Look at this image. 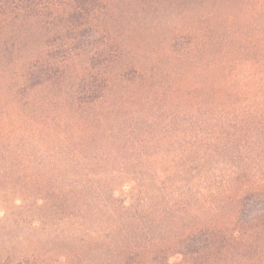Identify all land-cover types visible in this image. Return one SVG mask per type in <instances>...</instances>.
Segmentation results:
<instances>
[{
    "label": "trees",
    "instance_id": "trees-1",
    "mask_svg": "<svg viewBox=\"0 0 264 264\" xmlns=\"http://www.w3.org/2000/svg\"><path fill=\"white\" fill-rule=\"evenodd\" d=\"M154 15L179 61L209 42L206 86L187 75L170 98L159 94L154 69L133 56ZM5 67L18 103L50 92L66 113L85 115L79 133L104 115H135L123 112L140 95L180 102L164 122L181 128L180 152L123 163L134 179L120 209L164 232L141 233L123 264H264V0H0Z\"/></svg>",
    "mask_w": 264,
    "mask_h": 264
},
{
    "label": "rangeland",
    "instance_id": "rangeland-1",
    "mask_svg": "<svg viewBox=\"0 0 264 264\" xmlns=\"http://www.w3.org/2000/svg\"><path fill=\"white\" fill-rule=\"evenodd\" d=\"M163 21L146 17L142 34L135 36L140 46L134 58L154 69L164 98L187 75L206 86L209 42L179 61L167 46L171 35ZM8 69L0 72V264H123L124 252L145 243L141 233L161 237L153 218H132L120 209L119 202L130 197L125 186L134 179L123 163L161 162L180 152L181 128L164 125L171 114L173 121L179 116L180 102L154 100L153 92L148 101L140 95L123 112L135 115H104L82 138L78 127L85 115L66 113L50 101V92L18 103ZM167 140L171 145H164Z\"/></svg>",
    "mask_w": 264,
    "mask_h": 264
}]
</instances>
